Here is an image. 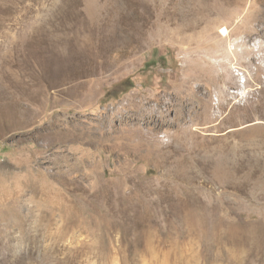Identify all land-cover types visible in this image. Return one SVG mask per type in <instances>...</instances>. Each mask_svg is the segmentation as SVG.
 I'll return each instance as SVG.
<instances>
[{"label":"rangeland","instance_id":"374dc122","mask_svg":"<svg viewBox=\"0 0 264 264\" xmlns=\"http://www.w3.org/2000/svg\"><path fill=\"white\" fill-rule=\"evenodd\" d=\"M0 264H264V0H0Z\"/></svg>","mask_w":264,"mask_h":264},{"label":"bare ground","instance_id":"6f19581e","mask_svg":"<svg viewBox=\"0 0 264 264\" xmlns=\"http://www.w3.org/2000/svg\"><path fill=\"white\" fill-rule=\"evenodd\" d=\"M224 31H225V35H227L228 34V30L225 28Z\"/></svg>","mask_w":264,"mask_h":264}]
</instances>
